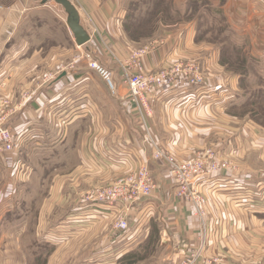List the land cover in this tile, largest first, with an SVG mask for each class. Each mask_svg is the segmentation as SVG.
<instances>
[{
	"label": "crops",
	"instance_id": "1",
	"mask_svg": "<svg viewBox=\"0 0 264 264\" xmlns=\"http://www.w3.org/2000/svg\"><path fill=\"white\" fill-rule=\"evenodd\" d=\"M13 1L8 4L0 0V94L19 97L30 91L33 96L8 122L15 135L14 150L9 154L0 151V173L7 172L18 181V189L10 191L9 196L31 197L38 190L37 178L50 174L58 183L52 185L51 197L62 191L57 201L71 206L69 217L79 214L81 204L95 206L99 229L111 228L104 232L107 244L120 243L119 238L126 237L120 249L115 245L118 250L109 264L127 255L139 237L156 238L153 227L158 225V243L166 251L161 264H179L189 250L198 246L200 223L193 217L192 206L175 198V183L166 166L153 160L124 84L122 65L131 62L132 50H128L129 41L123 36L118 2L69 0L91 37L89 43L78 46L67 25L68 15L60 5L53 1L43 4V0ZM211 1L222 7L231 29L246 39L241 48L249 49L250 58L264 60V0ZM197 36L196 25L184 26L176 41L169 37L159 51L143 60L146 71L158 70L169 61H195L206 79L202 86H189L178 79L168 91L156 89L147 95L152 134L177 160L207 150L240 165L238 171L208 170L197 182L209 201L206 220L212 236L207 259L219 257L220 264H263L259 251L248 245L251 235L245 232V225L264 219V199L257 198L263 191L264 172L249 168L243 161L250 156L246 150L248 140L256 138L252 146L259 148L264 133L255 136L256 132L249 130L256 127L231 114L240 75L223 66L219 46L198 43ZM71 51H77L78 56H72ZM83 52L111 73L113 89L88 66ZM51 73V81L38 84ZM142 163L148 165L158 183L151 197L129 208L83 199L88 187L112 182ZM252 178L259 180L253 183ZM7 187L0 182L2 191L9 192ZM123 217L130 225L127 232L116 228Z\"/></svg>",
	"mask_w": 264,
	"mask_h": 264
},
{
	"label": "rangeland",
	"instance_id": "2",
	"mask_svg": "<svg viewBox=\"0 0 264 264\" xmlns=\"http://www.w3.org/2000/svg\"><path fill=\"white\" fill-rule=\"evenodd\" d=\"M102 1L105 2L106 0ZM6 2L8 4L14 3L13 0H6ZM116 2L120 6L123 18V33L126 35L123 34V36L129 41L126 42L128 50H132L130 53L131 62L128 65H122L124 80L127 73H141L145 77L160 76L163 73L173 72L175 66L182 68L193 66L199 70V65L195 61H169L158 70L153 71H146L143 65L144 58L151 57L156 51H159L169 37H172L170 38L171 41H176L180 36L182 27L194 24L198 31L196 42L219 46L223 66L231 73L240 75L239 79L236 80L239 91L236 99L232 102L234 104L231 114L256 127L249 130V132H256L255 136L260 137V131L264 133V60L250 58L249 49L241 48L243 43L247 41L231 29L230 22L221 6H214L211 0H116ZM95 33L97 34L98 31L95 30ZM71 53L72 56L76 57L78 52L71 51ZM135 55L139 57V66L132 62ZM85 57L87 58V56ZM15 76L16 72L14 71ZM53 77L54 75L51 73L38 84H46ZM171 83L167 80L161 86L156 85L146 93V100L149 104L148 113L141 110V105L130 95L138 115V121L144 130L151 133L152 136H150L155 139V146L157 145L164 154L170 155L172 160L180 161V164H192L194 168L199 165V161L202 164H207L206 173L208 170L216 173L213 171L219 172L230 168V170L236 169L238 171L240 165L236 161L223 159L217 153L207 150L196 151V154L190 159L177 160L174 155L165 150L164 145L157 142L149 122L152 109L147 95L156 89L168 91V88H172V86L169 87ZM2 90L5 91L4 88ZM32 96L30 91L22 93L19 97L5 95L2 92L0 94V122L11 120L24 105L30 102ZM253 140L255 141L256 138L251 137L248 140L249 146L246 145V150L250 156L243 163L255 171L264 172V140L258 144L259 148H253ZM150 147L153 158V147ZM11 152L4 153L9 154ZM156 162L160 163L161 161L157 160ZM212 165H216V168L214 169ZM145 168L150 169L147 164L142 163L136 169L125 172L112 182L95 183L93 186L98 187H88L84 193L85 198L91 193L119 183L129 173ZM51 176L48 174L45 178H37L36 188L38 190L33 192L31 197L16 199L17 195L9 196V194L14 188L18 189V181L8 175L7 172L0 173V182H4L9 187V192L6 189L3 191L0 189V218L3 217V221L0 222V264H97L95 263L96 259H99L101 264L112 263L113 252L121 248L122 241L126 240V237H120V243L107 244L108 239L105 238L104 232H108L111 228L108 227L105 231L104 228L99 229L101 222L99 219H95V206L90 207L89 204H81L82 206L77 208L79 214L69 217L71 206L68 207V203L59 204L60 202L57 201L60 199V197L57 198V195L61 196L62 191L51 197L52 185L58 184L52 181L54 179L53 177L51 179ZM252 179L253 183H257L259 180V178ZM13 180L14 182H12ZM262 193H264V187L257 198L264 199ZM13 201H18V204L14 205ZM31 201H33V206H30ZM205 201L207 205L209 202L207 197H205ZM88 212L89 214H87ZM13 217H17V220H10ZM193 217L195 216L193 215ZM158 226L153 227L156 238L153 236L147 240V238L139 237L134 246H130L128 254L114 264H161L166 251L158 243ZM135 230L133 232L136 235ZM145 230L146 228L142 229L140 233ZM246 231L251 235L249 247L259 251L264 260V219L262 221L252 220L250 224L245 225ZM115 245L118 246V249Z\"/></svg>",
	"mask_w": 264,
	"mask_h": 264
},
{
	"label": "built area",
	"instance_id": "3",
	"mask_svg": "<svg viewBox=\"0 0 264 264\" xmlns=\"http://www.w3.org/2000/svg\"><path fill=\"white\" fill-rule=\"evenodd\" d=\"M81 48V47H79ZM87 56L89 66L99 72L106 80L108 86L113 89L111 73L103 69L90 55L83 52ZM138 55L132 58V62L139 66ZM178 79L184 80L189 86H202L205 85V79L200 70L193 66L186 68L177 67L173 68V72L163 73L160 76L145 77L141 73L126 74L125 85L128 86L130 95L141 105V110L144 112L149 111V104L146 100V93L154 86H161L165 81L172 82L173 85ZM10 120L0 122V151L9 152L14 150L15 135L8 128ZM145 140L148 145L153 147V159L159 160L168 170V175L175 183L174 195L177 199L187 201L192 206V214L199 220V244L196 248L187 252L186 256L181 259L179 264H220L219 257L207 259V252L210 248L211 242V227L207 222V205L205 204V197L198 189L197 182L206 174V165L199 161V165L194 168L192 164H180V161L172 160L168 154L156 145L150 136V132L144 130ZM212 155V154H211ZM216 168V165H212ZM224 167H226L224 165ZM217 172V171H213ZM158 190V183L149 169H140L136 172L129 173L126 178L119 183L110 185L106 189L98 190L87 196L86 201L103 203L108 206L115 204H123L128 208L136 202L147 199ZM119 231L127 232L130 225L125 217L119 219L116 224ZM260 264V263H257Z\"/></svg>",
	"mask_w": 264,
	"mask_h": 264
},
{
	"label": "water",
	"instance_id": "4",
	"mask_svg": "<svg viewBox=\"0 0 264 264\" xmlns=\"http://www.w3.org/2000/svg\"><path fill=\"white\" fill-rule=\"evenodd\" d=\"M53 1L62 6L68 15L67 25L72 31L78 46H84L91 41L90 35L81 26L80 15L76 7L69 0H43V4Z\"/></svg>",
	"mask_w": 264,
	"mask_h": 264
}]
</instances>
